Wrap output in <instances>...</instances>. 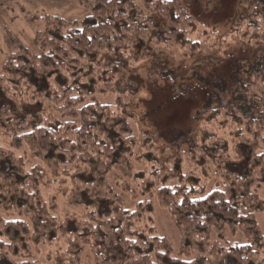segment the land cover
<instances>
[{"label":"trees","instance_id":"1","mask_svg":"<svg viewBox=\"0 0 264 264\" xmlns=\"http://www.w3.org/2000/svg\"><path fill=\"white\" fill-rule=\"evenodd\" d=\"M80 5L82 22L22 9L29 24L45 23L36 51L11 31L6 53L0 44V264H43L42 249L59 240L64 264H83L88 249L95 264H264V56L230 106L199 113L187 151L136 135L133 96L121 89L137 62L264 46V0H239L227 38L203 30L181 0ZM112 95L125 105L99 100ZM52 190L82 216L61 222L44 196ZM124 196L140 197L133 210ZM156 204L180 233L182 259L158 232Z\"/></svg>","mask_w":264,"mask_h":264},{"label":"rangeland","instance_id":"2","mask_svg":"<svg viewBox=\"0 0 264 264\" xmlns=\"http://www.w3.org/2000/svg\"><path fill=\"white\" fill-rule=\"evenodd\" d=\"M181 5L203 30L216 38L230 37L233 24L244 13L239 0H181ZM22 9L58 15L68 20L77 19L80 22L86 15L80 0H0V44L3 53L7 52L8 47L7 31L13 32L25 46L36 51L35 33L45 30V23L38 20L29 24ZM143 54L144 49L138 48L130 53V58L137 61ZM262 56L264 46L254 48L242 43H230L223 52L213 50L194 59L178 61L163 57L132 65L123 78L121 89L124 94L133 96L132 109L137 118L133 125L135 134L146 135L171 147L175 152L191 149V142L199 129V113L219 106H230L234 92L241 90L246 83L249 65ZM2 57L4 58V54ZM99 100L103 104H124L122 96L116 95L100 96ZM0 144L7 145L6 137L1 132ZM68 192L67 188L63 190V194ZM55 195V190L44 191L48 202L56 200L59 206L57 216L61 222H66V213L82 216L81 205L69 206L64 198ZM87 198L81 193L78 203L90 205ZM139 198L133 200L124 196L130 210L134 209ZM257 206L264 209L263 199L258 201ZM153 218L159 234L172 246L173 257L182 259L181 236L168 212L156 204ZM259 221L264 233V219L259 218ZM228 237L239 243L246 242L239 235L232 236L228 233ZM60 247H64L62 240L43 248L40 256L43 264H64L61 252L58 251ZM49 253L50 260L47 259ZM83 264H95L90 249L86 252Z\"/></svg>","mask_w":264,"mask_h":264}]
</instances>
